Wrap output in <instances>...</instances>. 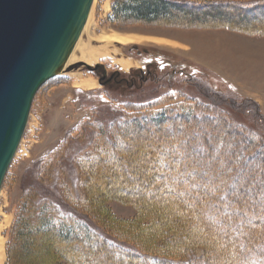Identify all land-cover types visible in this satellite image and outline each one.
<instances>
[{"label":"trees","instance_id":"trees-1","mask_svg":"<svg viewBox=\"0 0 264 264\" xmlns=\"http://www.w3.org/2000/svg\"><path fill=\"white\" fill-rule=\"evenodd\" d=\"M111 8L110 21L117 27L183 21L208 24V19L219 20L231 11L239 17L227 22L228 26L246 25L250 19L264 21V0H112ZM217 97L223 98L216 92L214 97L208 95L209 104L194 98L188 99L191 103L159 109L129 104L126 111L113 112L108 119L95 114L81 122L55 151L34 164L33 178L24 185L7 264H35L34 251L40 243L55 264H219V259L204 252L200 255L194 247L191 251L200 255L198 259L175 255L174 247L182 244L183 223L190 233L187 239L197 237L196 223L210 236L217 235L220 246L210 243L217 255L230 252L235 262L264 264L260 207L242 211L228 196L220 206L215 197L205 195L221 181L231 184L237 171L242 167L246 171L252 162L258 164L257 181L264 180V116L254 100L246 99L255 107L256 127L248 128L231 119ZM237 100L230 97L228 102L236 108L245 105ZM214 124L221 127L214 128ZM220 129L229 132L221 135ZM162 194L171 198V205H179V211L194 217L180 216L183 219L172 222V208L168 213L158 212L157 205L148 201ZM109 199L132 202L148 208L146 215L161 216L163 227H170L162 234L171 235L169 243L176 241L172 249L167 243L155 250L143 248L94 223L99 207ZM159 229L154 227L150 235L155 236ZM151 236L145 239L149 241ZM54 241L59 244L54 246ZM75 250L79 253L74 254ZM20 251L25 255L18 259Z\"/></svg>","mask_w":264,"mask_h":264},{"label":"rangeland","instance_id":"rangeland-1","mask_svg":"<svg viewBox=\"0 0 264 264\" xmlns=\"http://www.w3.org/2000/svg\"><path fill=\"white\" fill-rule=\"evenodd\" d=\"M102 5L103 1L99 0L95 9L98 33L119 31L125 34L158 36L167 38L172 43H115L120 50V55L118 54L117 57L132 58L141 65L133 67L130 71L121 69L109 60L93 65L94 71L89 70L85 65H80L51 79L40 88L34 98L22 142L9 167L0 193V222L6 215L12 217L10 225L3 233L7 238L6 252L12 238L14 223L21 210L24 185L29 184L30 178H33L34 164L55 151L70 132L95 114L97 117L108 119L113 112L126 111V106L129 104L153 106V109H159L171 104L191 103L188 99L194 98L209 104L208 95L214 97V93L217 92L225 98L216 99L230 114L229 117L246 127H256L255 107L248 105L246 99L254 100L264 116V21L250 19L245 21L246 25L229 24L228 26L227 22L237 21L239 17L236 12L231 11L222 15L219 20L208 19V24L191 25L183 21L181 24L173 25L129 23L117 27L110 21L112 8L111 12L106 14ZM254 26L263 31H256L253 29ZM83 39L87 41L86 34L83 35ZM92 44L99 43L93 41ZM97 66L103 67L104 70L96 71ZM105 71L108 73L106 77H104ZM147 71L150 73L148 74ZM71 72H80L85 77L93 76L99 83L102 80V84L100 83L99 87L93 90L77 88L73 85ZM115 73H119L118 79L110 80L111 75ZM192 78H194L193 82L190 81ZM230 97L238 99L237 101L245 105L236 108L235 103L228 102ZM217 126L221 127L219 124H214V128ZM227 132L229 131L222 129L219 131L221 135ZM242 144L243 142L239 143ZM248 168L257 169L258 164L252 162ZM148 202L157 205L160 213L170 211L172 208L171 211L175 214L172 222L184 217L191 220L194 217V214L186 211L183 214L179 211V205H171L172 201L168 195L162 194ZM102 204L99 207L98 218L93 220L108 234L124 237L133 244L152 250L161 248L165 243L172 249L171 245L176 243L175 240H172V244L169 243L171 235L162 234V230L165 231L170 227H163L161 216L154 217L150 212L146 215L148 208L143 209L121 199L104 200ZM180 216L184 217L179 218ZM147 226L152 228L148 229ZM181 226H183L180 237L182 244L174 247L177 257L186 255L191 259H198L204 252L205 255L219 259V264L242 263V260L234 261L233 253L229 252L222 256L212 251L210 243L218 244L217 235L210 236V233L202 231L196 223L194 224L196 244L194 239H187L190 238V233L184 230L185 223ZM154 227L160 229L155 236H151L150 233L154 234ZM149 236L152 240L148 238V241L145 238ZM34 240L37 241L36 238ZM53 244L55 246L59 243L54 241ZM183 244H189L191 247H185ZM44 247L43 243L36 247L34 263L55 264L54 260L43 253ZM193 247L200 255L191 251ZM184 248H189L190 251H184ZM73 253L77 254L79 251L75 250ZM24 255L25 252L20 251L17 258L20 259ZM7 262L8 252L5 264ZM16 264L21 263L17 261Z\"/></svg>","mask_w":264,"mask_h":264},{"label":"water","instance_id":"water-1","mask_svg":"<svg viewBox=\"0 0 264 264\" xmlns=\"http://www.w3.org/2000/svg\"><path fill=\"white\" fill-rule=\"evenodd\" d=\"M93 2L0 0V193L34 98L45 83L63 72Z\"/></svg>","mask_w":264,"mask_h":264},{"label":"bare ground","instance_id":"bare-ground-1","mask_svg":"<svg viewBox=\"0 0 264 264\" xmlns=\"http://www.w3.org/2000/svg\"><path fill=\"white\" fill-rule=\"evenodd\" d=\"M103 1V9L106 14L111 12V1L112 0H101ZM99 0H94L92 8L88 17V20L82 31L83 35H87V41L83 39L81 34L80 39L76 43L74 50L68 60L66 61L63 74L66 71H72L71 65L75 63H81L80 65L93 66L103 60H109L125 71H130L135 66H140V62L132 58H125L120 55V50L115 46V43L131 44V43H158V44H171L172 42L163 37L141 35V34H125L119 31H112L110 33L102 31L97 32V23L95 21L96 6ZM93 41L98 42V45L92 44ZM60 74V75H61ZM70 76L74 79L73 85L77 88L84 90H93L99 87V81L93 76H84L80 72H71ZM22 142V141H21ZM20 147V146H19ZM12 220L10 215H6L0 222V264H5L7 261L6 252V240L7 238L3 235L5 230L8 228Z\"/></svg>","mask_w":264,"mask_h":264},{"label":"snow or ice","instance_id":"snow-or-ice-1","mask_svg":"<svg viewBox=\"0 0 264 264\" xmlns=\"http://www.w3.org/2000/svg\"><path fill=\"white\" fill-rule=\"evenodd\" d=\"M224 185H227L226 189ZM217 193L220 194L217 195ZM209 194L215 197L220 206H223L225 196H228L231 203L242 211L245 207L255 205L260 207L261 213L264 214V180L257 181L255 169L248 168V171H245V168L242 167L233 177L231 184H228L227 181H221V184H218L215 189L205 193V195ZM245 215H247L246 211ZM260 218L264 219V215H261Z\"/></svg>","mask_w":264,"mask_h":264},{"label":"flooded vegetation","instance_id":"flooded-vegetation-1","mask_svg":"<svg viewBox=\"0 0 264 264\" xmlns=\"http://www.w3.org/2000/svg\"><path fill=\"white\" fill-rule=\"evenodd\" d=\"M96 68H97L96 71H98V72H99L100 70H104L103 67H99V66H97ZM147 72H148V74L150 73V71H147ZM107 74H108V73L105 71V75H104V77H106ZM118 77H119V73L112 74L111 77H110V80H112V79H118Z\"/></svg>","mask_w":264,"mask_h":264},{"label":"crops","instance_id":"crops-1","mask_svg":"<svg viewBox=\"0 0 264 264\" xmlns=\"http://www.w3.org/2000/svg\"><path fill=\"white\" fill-rule=\"evenodd\" d=\"M259 101V100H258ZM261 102V101H260Z\"/></svg>","mask_w":264,"mask_h":264}]
</instances>
